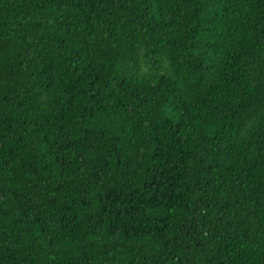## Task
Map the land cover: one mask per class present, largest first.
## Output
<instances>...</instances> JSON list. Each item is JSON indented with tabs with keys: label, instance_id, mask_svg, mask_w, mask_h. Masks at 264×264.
I'll return each mask as SVG.
<instances>
[{
	"label": "trees",
	"instance_id": "16d2710c",
	"mask_svg": "<svg viewBox=\"0 0 264 264\" xmlns=\"http://www.w3.org/2000/svg\"><path fill=\"white\" fill-rule=\"evenodd\" d=\"M0 264H264V0H0Z\"/></svg>",
	"mask_w": 264,
	"mask_h": 264
}]
</instances>
